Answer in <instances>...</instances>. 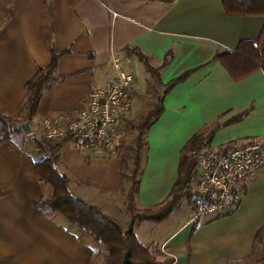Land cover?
I'll use <instances>...</instances> for the list:
<instances>
[{
    "label": "crops",
    "instance_id": "obj_1",
    "mask_svg": "<svg viewBox=\"0 0 264 264\" xmlns=\"http://www.w3.org/2000/svg\"><path fill=\"white\" fill-rule=\"evenodd\" d=\"M263 24L261 16H226L222 0H81L73 7L67 0H0V115L23 120L25 85L49 65L52 49L67 52L57 64L63 80L42 96L29 123L44 142L42 121L75 119L89 93L114 75V55L137 49L160 68L172 51L159 70L162 85L191 73L164 96L163 112L145 134L134 196L138 210L158 207L177 180L182 148L197 132L247 112L242 121L217 130L209 149L264 141V65L234 82L212 61L216 52L256 41ZM126 58L136 67L134 56ZM29 150L16 140L0 144V264H88L90 237L36 208L50 189L38 181ZM57 155L74 197L128 223L123 150L107 155L62 144ZM232 193L234 204L226 202L217 219L188 215L174 232L152 227L155 237L136 238L158 264H261L251 259L264 226V165Z\"/></svg>",
    "mask_w": 264,
    "mask_h": 264
},
{
    "label": "trees",
    "instance_id": "obj_2",
    "mask_svg": "<svg viewBox=\"0 0 264 264\" xmlns=\"http://www.w3.org/2000/svg\"><path fill=\"white\" fill-rule=\"evenodd\" d=\"M80 1L67 0V3L70 7H73ZM152 1L172 3L175 0ZM222 7L228 17L261 16L264 19V0H222ZM66 53V51L56 53L52 49L49 65L39 67L36 74L26 83L27 97L23 106L24 116L22 121L18 118L0 115V144L12 143L18 135L22 134L20 125L25 122L28 124L31 122L37 112L42 96L55 84L63 80V77L57 75V64L60 57ZM124 54L126 57L134 56L141 62L147 72L162 88L151 110L138 121V124L135 125L133 123V127L137 131V137L129 178L131 186L125 203L126 213L129 216L127 225L122 226L118 221L104 214L99 208L74 197L70 193L67 178L58 171L57 155L62 144L67 140L53 146L46 144L50 147V154L45 158L32 161L33 171L38 181L50 189L49 195L37 202L35 206L48 216H61L68 224L88 235L93 243L101 245L106 253L102 264H158L154 254L139 243L134 234V227L143 222L160 223L164 221L171 212L181 207L183 201L190 204L196 203L199 196L190 188L197 164L195 155L203 151H211L209 145L216 131L224 126L242 121L248 113L238 114L222 124L216 123L207 132L201 130L194 134L180 152L177 180L172 186L167 199L158 207L138 210L134 206V196L138 192L139 178L141 176V152L147 149L145 134L162 114L164 96L174 86L184 82L191 71L181 74L166 85H162L159 70L167 66L172 60V51L166 54L160 68H153L149 64L147 57L137 49L126 48ZM212 61L219 62L234 82H239L256 72L259 67L264 65V24L256 41L240 42L237 49L233 52H216ZM254 63L257 65H254ZM235 144L226 145L216 151L223 154L230 153L234 149ZM206 202L209 201L206 200ZM234 202L235 198L232 197L229 204L233 205ZM219 217H216V219ZM263 232L264 226L256 233V244L259 242ZM260 262L264 264V256Z\"/></svg>",
    "mask_w": 264,
    "mask_h": 264
},
{
    "label": "built area",
    "instance_id": "obj_3",
    "mask_svg": "<svg viewBox=\"0 0 264 264\" xmlns=\"http://www.w3.org/2000/svg\"><path fill=\"white\" fill-rule=\"evenodd\" d=\"M129 62L121 55L112 57L114 75L102 88L89 93L75 119L42 121L45 143L53 146L67 140L82 150L115 154L123 140L121 123L132 110L134 77L128 72ZM196 157L193 185L199 196L200 216L219 211L235 185L252 177L264 165V141L238 143L227 154L203 151ZM206 200L210 203L205 205Z\"/></svg>",
    "mask_w": 264,
    "mask_h": 264
},
{
    "label": "rangeland",
    "instance_id": "obj_4",
    "mask_svg": "<svg viewBox=\"0 0 264 264\" xmlns=\"http://www.w3.org/2000/svg\"><path fill=\"white\" fill-rule=\"evenodd\" d=\"M135 66L136 67H134L131 62H129L128 64L129 67L128 72L134 76L136 81V91L132 93V110L121 123V132L123 133V140L119 144L116 150V152L121 150H123L124 152L122 166L120 170H121V177L122 179L124 178L125 180L124 185L125 187L126 185L128 187L126 196L131 186V182L129 178L132 170L133 150L135 146V140L137 137V131L135 127H133V123L135 125L138 124L139 123L138 121L143 116H145L148 111L151 110L156 98L159 96L160 92L162 91L161 86H159L156 83V80L147 72V70L145 69L142 63L137 61V64H135ZM205 131L206 132L209 131V128L205 129ZM23 135L26 136L25 139L22 138ZM40 139H41L40 134L34 133L32 131L30 134H24L22 132V134H20L18 137L15 138V140L18 143H20L22 146H24V148L27 146L28 149H30L29 153L32 159L34 160L45 158L50 154V147H48L44 141H39ZM63 144H68L76 149H80L79 147L73 145V143L68 141H66ZM142 152H141V160L143 156ZM196 156L197 155H195V157ZM58 168L59 171L61 172L62 167L60 166ZM190 188L195 192L194 185L193 186L190 185ZM126 196H125V203H126ZM231 198L232 197L230 194L227 202H229ZM200 210H201V205H199L198 201L192 204L183 201L181 207L171 212L168 215V217L164 220L165 222H163V224L145 222L141 225H136L134 228V234L143 241V238L150 239L152 237H155V233H152L151 231L152 227L154 229L167 227L169 230L167 232H174V230H176V228L186 220L188 215L194 216L195 214H198ZM115 212H117L116 214H118V210ZM222 214H223V208L219 211H216L215 213L200 215V216L208 217L209 219H211L216 216L218 217L219 215ZM127 217L129 218V216ZM119 224H124L123 226L127 225L126 220H124L123 217L121 220L119 219ZM90 251H91V255H90L89 264H102L104 262L106 253L101 245L91 242ZM263 256H264V232L261 235L259 242L254 246L253 258L251 259V261L254 260L261 261Z\"/></svg>",
    "mask_w": 264,
    "mask_h": 264
},
{
    "label": "water",
    "instance_id": "obj_5",
    "mask_svg": "<svg viewBox=\"0 0 264 264\" xmlns=\"http://www.w3.org/2000/svg\"><path fill=\"white\" fill-rule=\"evenodd\" d=\"M20 129L24 134H30L31 128L27 122L20 125Z\"/></svg>",
    "mask_w": 264,
    "mask_h": 264
}]
</instances>
